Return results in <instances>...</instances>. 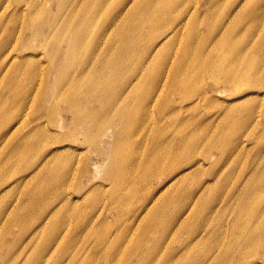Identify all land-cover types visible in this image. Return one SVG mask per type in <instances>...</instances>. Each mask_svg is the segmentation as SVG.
Instances as JSON below:
<instances>
[{"label": "rangeland", "instance_id": "rangeland-1", "mask_svg": "<svg viewBox=\"0 0 264 264\" xmlns=\"http://www.w3.org/2000/svg\"><path fill=\"white\" fill-rule=\"evenodd\" d=\"M153 1L165 9L155 25L166 26L157 31L148 27L136 29L134 25L145 23L141 17L146 18L141 0H137L140 5L136 10L119 19L120 28L110 31L97 44H94L98 39L97 31L110 19L111 9L115 10L114 15L121 16L118 5L128 4L130 0H107V6L94 13H89V5L85 3L75 12H63L62 16L68 20L64 29L86 18L92 19L93 25H87L88 35L78 42L72 62L56 59L57 67L61 62L66 67L61 72L57 67L47 71L50 56H43L40 38L33 41L35 50L26 49V42L32 39H24L16 62L6 57L0 79L3 74V78L6 77L11 66L24 62L34 76L21 75L17 85L0 87V264H70V258L61 260L60 247L57 249L56 244H51L49 249L43 248L45 239L51 237L64 245L70 238L77 243L86 238L89 241L84 248L79 252L70 251V254H76L80 262L89 260L94 264H175L177 257L189 258L184 264H192L198 258L202 264H209L220 252L233 264H264V230L258 232L256 241L244 252V240L234 238L229 219L231 208L237 207L244 198H250V195L245 196V191L252 182L253 173L259 171L257 180L264 179V86L259 84L264 78V0ZM13 8L5 23L11 20ZM15 12L12 16L19 17L15 21L18 26L23 22L39 23L49 19L46 11L30 15L19 7ZM154 17L158 19L159 15ZM185 19L187 25H177ZM167 25L177 30L168 41L166 34L171 31ZM230 25L235 31L229 38L223 37L226 38L223 48L216 49L215 41ZM250 25L258 29L253 37L248 35L252 30ZM131 30L135 33L133 38L124 33ZM11 31L9 29L3 36L7 37ZM53 34L58 35L57 28L50 38ZM29 35L27 32L26 36ZM50 38L47 51L55 48L56 40ZM130 44L137 52V59L143 56L146 61L150 55L156 56L149 60L150 71L134 90L140 99L124 103L130 115L135 113L134 117L125 121L117 117V121L111 120L102 129L74 123L73 117L98 121L101 115L94 111L100 105L95 101L86 108L79 104L74 111L68 110L71 98L84 94L79 85L75 86L82 78L77 77L82 64L100 53H109L100 58L107 64L114 58L120 60V50L129 52ZM110 46L113 52L109 51ZM185 49L189 52L185 53ZM209 51L214 55L208 57ZM197 52L205 57L198 58ZM0 53L1 63L2 48ZM227 57L233 61H225ZM31 60H36L37 65ZM223 61L226 68L231 65L228 69L234 68L239 76L242 88L238 92L222 87L216 81L221 75L210 71L212 64L217 69ZM171 62L179 63L183 70L172 76L173 86L170 80L166 82L168 89L165 91L169 93L163 94L165 97L157 103L160 105L157 110L152 91L163 82L154 88L152 84ZM128 73L129 70L116 73L108 82L111 88L118 89L139 75V71ZM46 80L51 83L40 93L52 99L40 103L33 85L38 87ZM23 83L32 89L25 92ZM88 83L97 86L95 92L100 93L107 81L93 76L82 86ZM61 86H65L62 91L65 99L56 100L54 96L61 93ZM232 93L235 95L229 96ZM42 108L51 112L50 118L34 121ZM60 113L65 115L64 128L59 126ZM145 113H150L151 117L144 116ZM229 113H234L231 118ZM106 114L112 116L114 112ZM160 114L163 117H159ZM39 128L48 129L55 139L48 148L55 169V180L50 183L58 193L62 179L63 189L71 192V198L62 204L60 199L52 204L57 195L40 201L30 197L27 192L34 187L28 192L33 194L36 184L31 187V179L22 175H30L31 168L25 164L16 166L19 163L16 161L18 143ZM98 129L110 132L113 138L102 137ZM108 144H111L108 153H103L102 148L106 150ZM35 151L38 159L45 152L36 147ZM32 153L20 156L29 159ZM116 153H122L123 174L112 171ZM195 158L199 159L200 166H194ZM46 188L47 185L42 190ZM149 195L152 198L145 202L144 196ZM163 196L169 199H160ZM162 201L165 202L162 211L168 214L163 215L158 209ZM182 211L186 212L183 217L179 214ZM260 211L262 216L256 222L263 224L264 205ZM172 216H177L179 221L170 231L157 229L156 223L169 222ZM93 219L96 220L92 222L95 228L86 230L78 226L83 220ZM199 223L208 230L190 233L189 229ZM179 225L184 232H178ZM101 237L106 248L98 245ZM171 252L174 256L168 257ZM161 258L167 259L166 262Z\"/></svg>", "mask_w": 264, "mask_h": 264}, {"label": "bare ground", "instance_id": "bare-ground-1", "mask_svg": "<svg viewBox=\"0 0 264 264\" xmlns=\"http://www.w3.org/2000/svg\"><path fill=\"white\" fill-rule=\"evenodd\" d=\"M14 2L15 3H11L8 0H0V3H1L0 4V28L3 26L2 33L0 34V48L3 49V59L0 63V69H1V66L4 65V63L6 62L9 56L12 58V62L17 61L16 60L17 56H19V53L22 52L23 50L22 46H24V42H25L24 39L26 38L32 39L30 42H26V49H34V50H35V47L33 46L34 45L33 41L39 38L41 39L42 43L40 44V46H41V49L44 51L43 56H47V57L50 56L49 63L46 66L47 71L51 67L58 66L57 65L58 61L56 60L57 58L58 59L62 58L63 60L65 59L68 62H72L74 58L73 54L78 49V46H79L78 42L86 38V36L88 35V33H86V27L87 25H93V20L86 18V19H83L78 25H71L69 27L66 26V28L64 29V26L68 25V20L62 16V13L63 12H69V13L75 12L77 8L79 7V5L82 6L84 3L89 5L88 6L89 13H94L96 11H99L101 8L107 6V0H98V1L96 0H49L47 2L46 0H19V1L14 0ZM138 5H140V3L138 4L137 0H130V3L128 4L126 3L125 5L123 3L119 4L118 8H119V12L121 16H118L117 14L114 15L115 10L111 9L110 19H108V21L100 27L99 31H97L98 39L94 41V44H97L98 42H100L103 39V37H105L113 29H116V30L119 29L121 26V25H117L119 19L123 18V16L129 13V11H135L137 8L136 6ZM141 5H143V9L146 13V18L144 19L141 17V20H143L146 24L140 23L139 25H134V26H137L136 29H143L145 27H148L152 31H157L159 27L161 28V26H166V25H155L156 23L160 21V16L165 11L164 7L160 3L155 2L153 0H147L145 2L144 0H141ZM19 7L22 11L26 10L30 15H32L33 13H43L44 11H46L49 16V19L47 21H43L39 23H34V20H33V23L23 22L21 23L20 26H18L16 25V22H15L17 17L12 16V15L16 13L15 11H17ZM10 8H13V11H12L13 14L11 13L12 15H11V20H9V23L8 22L5 23V19L8 16ZM140 12L142 13L141 10ZM156 14L159 15L158 19L154 17V15ZM241 18H244V15H241ZM18 20H19V17L17 21ZM187 24H188L187 19H185L183 22L182 21L177 22V25H180V26L187 25ZM167 26H169L168 31H171V32L166 34V39H165L166 41L172 38L171 34H177V30L173 28V25H167ZM59 27L62 28V31L58 30ZM56 28H57L58 35L56 36L53 34L50 38V35L56 30ZM9 29L13 31H11L7 37L3 36L4 33L8 31ZM249 29H252V30H250V33L248 35L250 37L255 36L258 30L255 27V25H250ZM234 31L235 29L232 27V25L226 27L225 32L221 33L219 37L217 38V40L215 41L216 49L223 48L225 44V39L229 38L231 36V33ZM27 32L30 34L29 36H26ZM124 33L129 38H133L135 36V33L132 30L128 32H124ZM224 36L226 37L225 39H223ZM49 38L55 39L56 43H55V48L47 51V46H48L47 43H48ZM130 46L131 48L129 52H124L123 50H120V54H121L120 60H118L117 58H114L113 59L114 61L110 62L109 60V64H107L105 61H101L100 58L101 56L108 55L109 53L104 54V55L100 53L98 54L97 58H95V56L89 57L82 64L81 68L78 71V75H77V77H82V78H80L75 83V86L79 85V88L81 90H84V94L79 95L78 97L77 96L72 97L71 100L73 101H70L68 110L74 111L75 109L78 108L79 104H81L82 107L86 108L88 107L89 104L92 103V101H95L99 103L100 105H99V108H96V110H94L95 109L94 108L93 110L95 112L96 111L99 112L101 115L98 121L97 120L90 121L86 117H82V116L73 117L74 123L81 122V124H84L87 126L93 125L94 128L100 127L102 129L111 120L117 121V117H119L120 119H123V121H125L126 119H132L134 117L135 113L134 115H130L131 111H127L126 107H124V103L128 101L135 102L136 100L140 99L135 94L134 90L136 89L137 85L143 82L144 78L149 73L150 67H151L149 60L151 58L155 59L156 56L154 54H153L154 56L150 55L146 61L143 59V56L137 59L136 57L137 52L133 50L134 48L132 44H130ZM109 51L110 52L114 51L113 46L109 47ZM184 52L185 53L189 52V50L185 49ZM116 53H118V51ZM146 53L147 55L149 54L148 50ZM196 55L198 58H203L204 56L200 52H197ZM210 55L213 56L214 53L212 52L211 54V52L209 51L208 57H210ZM1 57H2V54L0 53V59ZM257 59H258V63L262 64V60L260 58H257ZM31 61L36 65L38 63L36 60H31ZM225 61H228L231 63L233 60L231 57H227ZM225 61L220 63L217 69H215L216 65L212 64L210 71H213V74L216 76L221 75L220 79L216 81H219L222 84V87H224L225 89L230 88L233 91L238 92L242 88L240 85L241 81L238 79L239 76L236 74L234 68H232V70L228 69L231 65H228V68H226ZM28 68H29V65L26 64L25 62L18 63V64H15L14 66H11L5 73V76L8 78L6 77L3 78L4 74L2 75L0 79V87L1 86L5 87L7 85H12V86L17 85V82H19V80L17 79L21 75L23 76L33 75L34 76L33 72L28 71ZM57 68L56 70H58V72H61L65 70L66 67L61 62V65ZM123 70H129L128 74L133 73L135 71H139V75L136 78L131 79L129 82L127 81L128 83L125 82L123 86L118 87V89H115V90L112 89L108 82L112 80V77H114L116 73L123 71ZM182 70H183V66H181L179 63L171 62L170 64L167 65V67L164 70L160 72L158 78L153 82L152 88L156 87L157 84L159 85L160 83L163 82L160 87L157 86L156 87L157 89L152 91L153 93L152 100L155 101L156 105H154V107L157 110H160V105L157 103H159V100L165 97L163 96V94L167 95L169 93L168 91H165V89H168V84L166 85V82L170 80L173 86L172 79H171L172 76H175L176 74H180L179 72H182ZM200 71L201 69H199V72ZM50 72L51 71H49V73ZM8 73L10 75H8ZM93 76L107 81V83H104L105 84L104 87L101 86L103 90L100 93L95 92L97 90L96 88L97 86L93 84L88 83L82 86L83 83H85L89 78ZM73 82L74 81H72L71 84H73ZM49 83H51V81L48 82L46 80V82L38 84V87L33 85V89L36 91L35 96L39 100L38 102L47 103L52 99V97H47L46 94L40 93L42 90L48 87ZM99 84L100 82H97V85ZM259 84H262V86H264V78L262 79V81L259 82ZM22 88L24 89L25 92H28V90L32 89V87L24 83H23ZM64 88L65 86L60 87V90H59L61 91L60 94L57 95L56 93H54L56 94V96H54V98L56 97V100L65 99V96L62 92L65 90ZM220 92H223V91L220 90ZM233 95H235V93H232L229 96H233ZM14 101L16 102L17 100H14ZM78 101H81V102L78 103ZM107 112H114V115L112 116L107 115L106 114ZM50 113L51 112L48 109L42 108L40 110L39 116H37L34 119V121L40 120L42 118H46L48 120V118H50ZM233 114L234 113H229V118H231ZM59 116H60L59 126L61 128H64L65 115L63 116V114L60 113ZM144 116L151 117V114L145 113ZM257 116L261 117L259 113ZM159 117H163V115L160 114ZM263 117H264V112H263ZM144 120L148 121V119H144ZM101 129H98V130L99 132L103 133L102 137L104 136L108 139L113 138V135H110V132L102 131ZM19 130H21V128ZM19 130L16 132H19ZM53 137L49 133L48 129H43V128H39L38 131L35 132L29 138L23 139L22 137L23 142L18 143L17 145L16 154H18L19 158L16 161H18L19 163L16 166L21 167L22 165L25 164L29 166V168H31L30 175L28 176L22 175L24 177H29L31 179L30 181L31 187H33V185L36 184L35 192L33 194H29L28 192H32L34 190V187L33 189L27 192V194L30 197H32L35 201H40L43 198L45 199L54 198L55 197L54 195H57L52 204L55 203L56 199H60V203L62 204V202L71 198V192H69V189L66 191L63 189L65 182L62 179L59 180L58 193L54 192V189L52 188L51 183H50L51 180H55V169L51 165L52 154L48 150V148L50 147V144L52 142H55V139ZM228 142L229 141H227L226 143V149H228ZM107 146L108 148L106 150L102 148L103 153L105 152L108 153L111 144H108ZM35 147L38 150L40 149L45 150L44 154L39 159L35 155L36 153ZM31 152H34V153H32L29 159H26V156H25V159H23L20 156L23 153H31ZM121 154L122 153L115 154L114 156L115 162L112 168V171L118 174H123V170H122L123 163H122V160H120ZM40 159L41 161L38 162V160ZM194 161H196L194 166L198 164L200 166L201 163L199 159L197 160V158H195ZM41 175H43L44 178H42ZM22 176L20 178H22ZM259 176H260L259 171L253 173V175L251 176L252 182L248 185L245 191V194H246L245 196L247 197V195H250V198L249 199L244 198V200L237 207L231 208L232 211L229 217V219H231L230 226L232 228V231L234 232V238L237 241H240L242 239L244 240V241L242 240L245 243L244 247L242 248V251L244 252H246L248 247L256 241V236L259 234L258 232L261 230H264V223L261 224V222H256L262 216V213L260 210L262 206L264 205V179L257 180ZM262 176L264 178V174H262ZM19 183L20 182L17 181V184ZM27 183L28 182H26V184ZM46 185H47V188L43 191L42 188H44ZM174 196H179V195L174 194ZM151 198H152V195L144 196L143 200L146 202L148 199H151ZM165 198L166 197L163 196L160 199L162 200L169 199V198L168 199H165ZM164 204L165 202L162 203L158 208L159 210H161L163 215L168 214V211H162ZM94 209H96V205L94 206ZM187 209L188 208H186V211ZM184 212L185 211H182V213L181 212L179 213L181 214V217H183L182 216L183 214L186 215V212L185 213ZM53 213L51 214V216H53ZM168 220L169 222L162 221V222L156 223L157 229L158 230L161 229V232L162 231L168 232L170 231L172 226L179 221L177 216H172L168 218ZM92 222H96V220L95 219L90 220V221L83 220V222L80 225L78 224V226L79 227L83 226L85 227L86 230L92 229V228H95L93 227ZM189 230H191L190 233H192L193 231L204 232V231H207L208 228L205 227L203 223H199L198 225H194ZM181 231L184 232V230L181 229V226L179 225L178 232H181ZM124 232H125V229H124ZM87 236H91V235H87ZM88 241L89 240L84 238L79 243H77L75 239L70 238L66 240V245H64L62 241H59L55 237H51L50 239L49 238L45 239L43 248L49 249L51 244H56L57 249H59L60 247V253L62 256L61 260L65 258H70L69 260L70 264H94L93 262L89 260H84L83 262H80V258L76 254H74L73 256H71L70 254L71 253L70 251H74V250L78 252L81 251V249L84 248V246L86 245V243H88ZM98 245H100V247L107 246L105 240L102 237ZM72 246H74L75 248H72ZM173 256H174L173 252L169 253L168 255V257H173ZM223 256L224 255H222V253L220 252L209 264H233V261ZM162 259L165 262L167 260L165 258H161L160 260ZM176 259H177L176 260L177 262H175V264H184L189 258H184V260H181L180 258L177 257ZM202 263L203 261L200 260L199 258L195 259L192 262V264H202Z\"/></svg>", "mask_w": 264, "mask_h": 264}]
</instances>
